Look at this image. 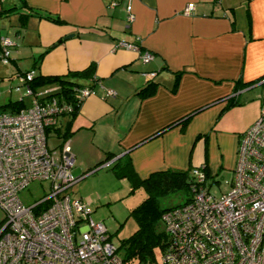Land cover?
<instances>
[{
	"label": "crops",
	"instance_id": "0c3cea01",
	"mask_svg": "<svg viewBox=\"0 0 264 264\" xmlns=\"http://www.w3.org/2000/svg\"><path fill=\"white\" fill-rule=\"evenodd\" d=\"M188 3L194 8L184 14ZM14 6L0 16V28L11 36L0 35L13 42L12 74L29 68L66 74L94 64V91L56 123L63 128L71 120L73 166L87 167L75 175L101 161L96 167H109L121 154L142 178L168 167L203 166L205 158L210 175L222 165L232 173L240 134L264 102V88L249 91L264 85V0H0V9ZM119 39L152 58L144 62L136 50L115 46ZM151 81L152 94L139 95ZM229 97L237 103L227 106ZM107 154L112 157L104 160Z\"/></svg>",
	"mask_w": 264,
	"mask_h": 264
},
{
	"label": "built area",
	"instance_id": "2783aa9c",
	"mask_svg": "<svg viewBox=\"0 0 264 264\" xmlns=\"http://www.w3.org/2000/svg\"><path fill=\"white\" fill-rule=\"evenodd\" d=\"M125 7L132 19L131 5ZM193 8L188 3L183 13ZM12 43L0 35L3 63L10 62ZM114 44L136 50L144 62L153 56L127 40ZM34 75L33 68L12 74L15 87L24 88L18 98L26 104L0 110V264H124L104 222L91 216L87 200L70 192L86 172L73 174L69 140L54 147L47 143L46 127L71 111V102L57 93V83L34 88L29 83ZM93 91L79 86L78 101ZM259 111L240 134L229 190L213 195L205 170L195 165L190 199L163 211L169 240L161 264H264V102ZM34 179L49 181L47 194L25 204L18 193Z\"/></svg>",
	"mask_w": 264,
	"mask_h": 264
},
{
	"label": "trees",
	"instance_id": "16d2710c",
	"mask_svg": "<svg viewBox=\"0 0 264 264\" xmlns=\"http://www.w3.org/2000/svg\"><path fill=\"white\" fill-rule=\"evenodd\" d=\"M14 8H16V6L0 9V16L10 13V11ZM34 11V14L43 16L50 21L52 20L54 22L63 23V21L56 14L50 15L47 13H41L40 11ZM27 15L28 13L22 14V16L25 18ZM94 70V64L90 63L81 69L69 70L66 72V74L45 75L36 73L29 83L34 88L42 87V85L49 83L59 84V90L57 93L64 99L71 102V106L73 107L71 111L64 113L63 115H74L78 111L79 104L81 102L80 100L78 101L76 88L79 86H88L90 88L94 87L97 83V78L93 76ZM83 79L88 80V82H83ZM155 86L156 82L151 81L140 87L137 92L139 95H150L152 94ZM227 100V106L237 103V101L231 97H229ZM25 104V98H18V100L9 99L5 103L0 104V110H18L19 107H22ZM189 117L190 116L182 120V125L188 121ZM70 122L71 120H69L63 128L57 125L46 127L47 135H55L60 137L61 140L58 143H61L63 139H68L70 133L72 132L70 129ZM168 126H171V124H168L166 127ZM111 157L112 154H107L104 160L110 159ZM205 161L206 158L202 168L205 170L207 177H209L211 175L208 173L207 162ZM101 162L96 163V165L87 171L93 170ZM108 166L115 177H124L129 180L131 191L139 186L146 192V195L141 200V202L136 204L128 213V216L134 218L137 227L132 233L122 237L119 244L116 245V251H118L120 254L122 263L124 264H137V262H141V264H147L148 259L154 258V247H158L162 253L169 240L168 233L166 232L164 225L162 226L160 224L163 211L169 209V207L177 206L185 201H188L192 195V183L195 182L194 175H192L191 172L192 167L185 169L168 167L167 169L155 170V172H152L142 178L139 177L135 172L133 165H131L128 154L119 155L113 161L108 163ZM179 190H183L185 192L190 191L191 195L187 196L185 198L186 200L179 204H173L169 206L161 205L159 200L160 196ZM93 210L94 209L92 208V212Z\"/></svg>",
	"mask_w": 264,
	"mask_h": 264
},
{
	"label": "rangeland",
	"instance_id": "374dc122",
	"mask_svg": "<svg viewBox=\"0 0 264 264\" xmlns=\"http://www.w3.org/2000/svg\"><path fill=\"white\" fill-rule=\"evenodd\" d=\"M0 33L8 34L10 31L0 28ZM8 32V33H7ZM11 36V34H8ZM10 62L0 61V104L5 103L9 99L16 100L19 95L24 94V88L19 86L17 89L15 79H10L12 73ZM264 88L262 86H253L249 89L250 93L260 92ZM58 137L51 135L47 143L50 147L57 145ZM71 144V143H70ZM89 160V159H88ZM92 161V160H90ZM72 167L73 174H78L86 168ZM232 178L230 166L222 165L216 174L207 177L206 182L209 186L210 192L217 196L221 192L229 190V183ZM125 178H117L112 175L108 167H96L93 170L86 171L79 181L75 182L71 187V192L82 197H91L95 201L92 205L94 209L91 216L95 220H102L110 233V239L118 245L122 237L132 233L137 227L133 217L128 216L129 211L146 195V192L141 187H136L134 190H129L125 185ZM126 186V187H125ZM49 188V181H39L34 179L30 181L22 190L19 191L21 200L25 204L34 203L36 200L42 198L47 194ZM191 195L190 191L183 190L169 192L160 196L161 205L169 206L179 204L185 201L186 197ZM4 216L3 209L0 207V217ZM162 225V221L160 220ZM163 226V225H162ZM161 250L154 247V258L148 259L147 264H161L160 261Z\"/></svg>",
	"mask_w": 264,
	"mask_h": 264
}]
</instances>
